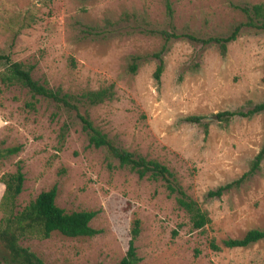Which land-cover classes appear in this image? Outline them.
Returning a JSON list of instances; mask_svg holds the SVG:
<instances>
[{
  "label": "rangeland",
  "instance_id": "rangeland-1",
  "mask_svg": "<svg viewBox=\"0 0 264 264\" xmlns=\"http://www.w3.org/2000/svg\"><path fill=\"white\" fill-rule=\"evenodd\" d=\"M165 1L0 0V55L33 65L36 80L66 93L114 85L112 101L88 108L94 124L119 146L168 166L211 218L204 229H194L162 182L140 179L108 159L106 150L90 146L75 112L0 83V150L22 146L0 159V177L23 163L18 210L56 185L60 208L98 211L91 226L100 233L94 237L53 233L47 240L21 241L46 264H117L137 219L140 264H264V241L211 248L213 240L222 246L264 229V163L240 190L207 198L242 176L262 146L264 114L229 122L214 117L264 100V32H245L226 57L216 46L176 41L158 84L151 54L163 40L142 30L168 27ZM263 1L171 0L177 29L201 37L228 35L245 20L235 6ZM133 57H139L135 74ZM188 116L206 117L208 135L185 122ZM65 123L69 131L61 142ZM4 189L0 183V199Z\"/></svg>",
  "mask_w": 264,
  "mask_h": 264
},
{
  "label": "trees",
  "instance_id": "trees-1",
  "mask_svg": "<svg viewBox=\"0 0 264 264\" xmlns=\"http://www.w3.org/2000/svg\"><path fill=\"white\" fill-rule=\"evenodd\" d=\"M167 28H146L142 31L163 40L161 47L151 54L156 60L157 66L154 78L161 83L165 72V56L172 45L179 40L187 41L195 47L208 48L216 46L222 57L228 54V47L245 32H264V1L257 4L235 6L240 10L245 20L232 28L226 36L201 37L191 32H180L174 24L175 11L171 0H166ZM4 68L0 71V83L5 87L18 86L26 89L33 99L42 97L52 101L59 109L75 112L82 124V130L86 133L89 145L97 149H104L108 159L117 160L122 168H129L140 179L148 178L162 182L170 196L176 198L178 206L183 209L190 218L194 229H204L211 223L209 214L204 211L199 203L194 200L179 183L176 174L165 164L148 159L142 155L130 152L119 146L113 139L100 130L91 119L88 108L112 101L116 95L114 85L105 86L97 90H85L79 94L66 93L61 88H52L47 81L41 82L33 76L34 66L23 62L13 61L10 55H0ZM139 57H133L130 65L132 73H136ZM28 106H35L29 103ZM264 114V100L259 103H249V107L224 111L218 114L220 121L229 122L234 118L251 119ZM185 122L199 125L206 135L209 133V122L204 116H188ZM69 124L65 123L60 134V141L64 142ZM22 146L10 147L0 150V159L18 154ZM264 163V140L258 154L251 161L249 169L239 178L219 186L207 193L209 199H220L225 194L240 190L260 170ZM112 162L109 166L112 168ZM26 180L23 172V163L17 164V169L12 173H5L0 177V183L5 187L0 199V264H46L44 260L29 247L21 245L26 238L47 240L53 233H60L66 237H94L100 233L91 226L92 220L98 215V211H74L67 212L57 203L58 187L55 185L48 191H44L31 201L22 210H18L17 200L24 189ZM141 234V221L135 220L130 231V239L125 255L117 264H140L142 258L138 253L136 242ZM264 241V229H252L242 238H229L222 242V246L211 242V248L220 251L223 248H249L256 243Z\"/></svg>",
  "mask_w": 264,
  "mask_h": 264
},
{
  "label": "water",
  "instance_id": "water-1",
  "mask_svg": "<svg viewBox=\"0 0 264 264\" xmlns=\"http://www.w3.org/2000/svg\"><path fill=\"white\" fill-rule=\"evenodd\" d=\"M217 118H218L217 116L214 117V119H217Z\"/></svg>",
  "mask_w": 264,
  "mask_h": 264
}]
</instances>
